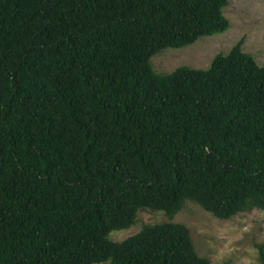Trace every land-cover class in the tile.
Returning <instances> with one entry per match:
<instances>
[{"label": "trees", "instance_id": "obj_1", "mask_svg": "<svg viewBox=\"0 0 264 264\" xmlns=\"http://www.w3.org/2000/svg\"><path fill=\"white\" fill-rule=\"evenodd\" d=\"M227 2L0 0V264H213L181 222L108 233L186 199L264 209V65L242 36L205 67L150 63L223 31Z\"/></svg>", "mask_w": 264, "mask_h": 264}, {"label": "rangeland", "instance_id": "obj_2", "mask_svg": "<svg viewBox=\"0 0 264 264\" xmlns=\"http://www.w3.org/2000/svg\"><path fill=\"white\" fill-rule=\"evenodd\" d=\"M222 12L228 20L223 31L200 35L179 47L160 49L150 56L152 68L164 72L180 64L205 67L215 52H226L241 36L242 50L250 53L258 64L264 65V0H228ZM166 220L184 223L196 253L207 257L213 264L224 261L229 264H264L258 247V244L264 246V209L257 207L220 218L186 199L172 216L160 209L140 208L132 224L112 229L108 235L120 240L138 230L143 223Z\"/></svg>", "mask_w": 264, "mask_h": 264}]
</instances>
